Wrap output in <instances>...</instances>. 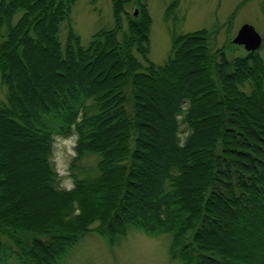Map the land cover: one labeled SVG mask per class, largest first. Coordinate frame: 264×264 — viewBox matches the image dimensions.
Wrapping results in <instances>:
<instances>
[{
	"label": "trees",
	"instance_id": "trees-1",
	"mask_svg": "<svg viewBox=\"0 0 264 264\" xmlns=\"http://www.w3.org/2000/svg\"><path fill=\"white\" fill-rule=\"evenodd\" d=\"M76 1L0 0V264L130 229L170 235L181 264H264V56L201 29L154 65L142 0H112L115 26L84 46ZM74 135L72 164L96 156V173L61 189L53 143Z\"/></svg>",
	"mask_w": 264,
	"mask_h": 264
},
{
	"label": "rangeland",
	"instance_id": "rangeland-1",
	"mask_svg": "<svg viewBox=\"0 0 264 264\" xmlns=\"http://www.w3.org/2000/svg\"><path fill=\"white\" fill-rule=\"evenodd\" d=\"M141 3H145L144 7L151 19L147 60L154 65L161 66L167 61L174 35L201 29L209 31L212 49L226 47L227 54L236 57L246 54L242 47L231 43L245 24L253 26L262 44L264 42V0H142ZM134 4H128L130 6L125 7V10L131 16H139L140 5L138 2ZM113 14L112 0H77L71 8L70 21L81 44L86 46L98 30L115 26ZM59 37L62 41L66 38L63 25ZM261 47L257 51L264 56ZM3 97L4 88L0 85V101ZM178 133L183 141L188 131L181 125ZM74 136H56L53 143L50 163L57 173L58 187L61 189H71L73 177L81 178L96 173V156H87L79 165L72 164L76 156L75 146L71 143ZM109 239V236L92 231L68 250L58 264H181L177 254H171L170 235L130 229L114 245H110ZM4 264L18 262L12 259Z\"/></svg>",
	"mask_w": 264,
	"mask_h": 264
},
{
	"label": "water",
	"instance_id": "water-1",
	"mask_svg": "<svg viewBox=\"0 0 264 264\" xmlns=\"http://www.w3.org/2000/svg\"><path fill=\"white\" fill-rule=\"evenodd\" d=\"M231 43L242 47L246 53H252L261 47L262 39L253 26L245 24L239 29Z\"/></svg>",
	"mask_w": 264,
	"mask_h": 264
},
{
	"label": "clouds",
	"instance_id": "clouds-1",
	"mask_svg": "<svg viewBox=\"0 0 264 264\" xmlns=\"http://www.w3.org/2000/svg\"><path fill=\"white\" fill-rule=\"evenodd\" d=\"M71 143H72L73 147L76 145L77 140H76L75 136L71 139ZM60 155L62 156L63 154L60 153ZM73 155H75V153H73ZM66 170H67V169H65V171H66Z\"/></svg>",
	"mask_w": 264,
	"mask_h": 264
}]
</instances>
